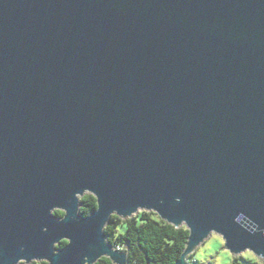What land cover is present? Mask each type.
Wrapping results in <instances>:
<instances>
[{"label":"water","instance_id":"1","mask_svg":"<svg viewBox=\"0 0 264 264\" xmlns=\"http://www.w3.org/2000/svg\"><path fill=\"white\" fill-rule=\"evenodd\" d=\"M140 211L175 264L264 260V0H0V264H127L104 228Z\"/></svg>","mask_w":264,"mask_h":264},{"label":"trees","instance_id":"2","mask_svg":"<svg viewBox=\"0 0 264 264\" xmlns=\"http://www.w3.org/2000/svg\"><path fill=\"white\" fill-rule=\"evenodd\" d=\"M96 207V199L92 195L80 198L81 216H89ZM54 215L59 219L64 216L60 211H55ZM104 234L108 245L126 252L127 264H175L184 252L189 237L185 227L175 228L162 221L156 214L145 211H140L126 220L113 215L104 228ZM65 242L62 241L56 249L64 248L67 244ZM191 258L192 256L188 259L189 263ZM95 264L112 262L107 258H101ZM233 264L245 263L234 260Z\"/></svg>","mask_w":264,"mask_h":264},{"label":"rangeland","instance_id":"3","mask_svg":"<svg viewBox=\"0 0 264 264\" xmlns=\"http://www.w3.org/2000/svg\"><path fill=\"white\" fill-rule=\"evenodd\" d=\"M133 216H131L130 218H132ZM112 249L116 252L124 253L126 255V252L123 249ZM191 256L192 258L190 259V264H233L234 260L245 264H257V262H259V264L264 263V260L262 258L255 256L249 251L237 255L231 254L225 248V244L221 236L214 233L208 235V237L201 244L193 247L188 252L186 259L188 260ZM253 257H255L256 259L254 260ZM36 263L39 262H32L30 264ZM19 264H25V262H20Z\"/></svg>","mask_w":264,"mask_h":264},{"label":"clouds","instance_id":"4","mask_svg":"<svg viewBox=\"0 0 264 264\" xmlns=\"http://www.w3.org/2000/svg\"><path fill=\"white\" fill-rule=\"evenodd\" d=\"M23 249H21V251H22ZM253 259L255 260L256 258L255 257H253ZM257 264H259V262H257Z\"/></svg>","mask_w":264,"mask_h":264},{"label":"bare ground","instance_id":"5","mask_svg":"<svg viewBox=\"0 0 264 264\" xmlns=\"http://www.w3.org/2000/svg\"><path fill=\"white\" fill-rule=\"evenodd\" d=\"M186 257H187V255H185V257H184V258L186 259Z\"/></svg>","mask_w":264,"mask_h":264},{"label":"snow or ice","instance_id":"6","mask_svg":"<svg viewBox=\"0 0 264 264\" xmlns=\"http://www.w3.org/2000/svg\"><path fill=\"white\" fill-rule=\"evenodd\" d=\"M65 243H67V242H65Z\"/></svg>","mask_w":264,"mask_h":264}]
</instances>
